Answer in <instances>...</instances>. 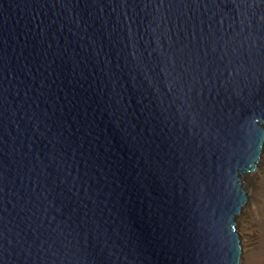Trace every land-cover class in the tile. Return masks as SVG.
Returning <instances> with one entry per match:
<instances>
[{
	"label": "water",
	"instance_id": "95a60500",
	"mask_svg": "<svg viewBox=\"0 0 264 264\" xmlns=\"http://www.w3.org/2000/svg\"><path fill=\"white\" fill-rule=\"evenodd\" d=\"M264 145V0H0V264H241Z\"/></svg>",
	"mask_w": 264,
	"mask_h": 264
},
{
	"label": "rangeland",
	"instance_id": "374dc122",
	"mask_svg": "<svg viewBox=\"0 0 264 264\" xmlns=\"http://www.w3.org/2000/svg\"><path fill=\"white\" fill-rule=\"evenodd\" d=\"M252 173L243 177L249 198L237 216L236 228L242 245L241 264H264V160L258 172L250 176Z\"/></svg>",
	"mask_w": 264,
	"mask_h": 264
},
{
	"label": "bare ground",
	"instance_id": "6f19581e",
	"mask_svg": "<svg viewBox=\"0 0 264 264\" xmlns=\"http://www.w3.org/2000/svg\"><path fill=\"white\" fill-rule=\"evenodd\" d=\"M263 160H264V145H263V149H262V152H261L260 160H259V162L257 163V167H256L254 173L249 172V173H246V175L252 173L250 176H253V174L257 173V172H258V168H259V164H260ZM262 194H263V192H262ZM263 195H264V194H263Z\"/></svg>",
	"mask_w": 264,
	"mask_h": 264
}]
</instances>
